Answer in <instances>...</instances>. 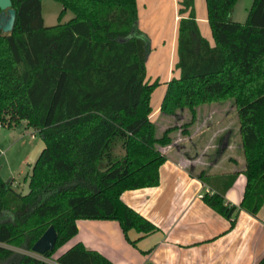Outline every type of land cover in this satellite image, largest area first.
Segmentation results:
<instances>
[{"label":"trees","instance_id":"1","mask_svg":"<svg viewBox=\"0 0 264 264\" xmlns=\"http://www.w3.org/2000/svg\"><path fill=\"white\" fill-rule=\"evenodd\" d=\"M41 1L10 0L13 27L0 31V120L8 127L26 122L43 142L24 178L26 192L0 177V264H52L10 248L31 252L49 226L57 237L43 258L112 264L80 242L52 256L75 236L79 219L117 221L133 246L157 229L120 199L125 190L158 184L165 156L157 146L170 142L168 131L153 136L147 117L149 39L137 27L135 0H53L61 10L51 26L43 24ZM204 1L215 45L199 33L194 1L178 0V77L169 81L161 110L174 114L196 79L222 75L213 85L231 90L243 164L203 177L212 190L201 199L226 219L238 209L255 216L264 204V69L255 65L264 36L254 30L264 31V0H252L242 23L230 18L236 0ZM67 11L72 17L61 22ZM239 174L245 185L235 206L225 192ZM131 229L135 240L127 236Z\"/></svg>","mask_w":264,"mask_h":264},{"label":"crops","instance_id":"2","mask_svg":"<svg viewBox=\"0 0 264 264\" xmlns=\"http://www.w3.org/2000/svg\"><path fill=\"white\" fill-rule=\"evenodd\" d=\"M45 1H41L42 21L44 25L51 26L58 22L61 9L57 14L47 10L46 24L44 6L48 4L44 5ZM163 1L135 0L137 27L149 39L145 81L152 78L159 83L154 86L147 101L151 118L159 116L168 83L172 77H178V70L174 68L177 59L178 0H171L174 13L172 15L169 12L167 18V3L163 4ZM234 12L233 6L231 20L242 23L233 18ZM68 13L64 14L61 22L71 18ZM196 22L200 35L211 46L215 45L206 13L201 12ZM170 25L171 31L167 32ZM254 35L264 36V31L254 30ZM257 51L255 65L264 69V49ZM150 57H169L163 73L160 68L147 73ZM220 76L194 81L196 86H190L181 98L179 109L183 113L171 129H157L159 125L156 120L147 116L149 122L155 125V138H161L168 131L171 136H167L172 143L156 145L165 156V161L159 166L158 184L125 190L120 194V199L152 222L156 231L138 238L139 234L135 230H129V240L138 238L133 246L124 239L117 221L79 219L76 220L77 233L55 256L69 245L80 242L86 248L101 253L112 264H257L264 257V204L255 216L238 209L230 219H226L201 199L205 192L212 190L201 180L203 177L224 174L241 167L238 161L229 156L233 147V126L229 125V119L231 122L232 118L234 120V117L229 116L234 107L232 98H229L231 90L219 84L213 85L221 80ZM161 87L162 90L156 91ZM179 140L187 142V145L178 144ZM213 145L216 153L212 156L208 151ZM238 147L241 148V145ZM23 161L28 167L34 162H27L26 158ZM11 179L12 186L20 191L24 183ZM244 185L245 176L239 174L225 192V200L238 206Z\"/></svg>","mask_w":264,"mask_h":264},{"label":"rangeland","instance_id":"3","mask_svg":"<svg viewBox=\"0 0 264 264\" xmlns=\"http://www.w3.org/2000/svg\"><path fill=\"white\" fill-rule=\"evenodd\" d=\"M193 1H194V14H195V19H196V18H199L201 12L203 14L206 13V8H205L204 0H193ZM162 3L163 4L167 3L165 5V9H167L165 10L166 18L168 17L169 12H171V14L173 15L174 12L171 7L172 5L171 0H165ZM251 3H252V0H236L234 4L235 12H234L233 18L244 22L247 12L251 6ZM44 5H47V6H44L45 23L47 24V13H48L47 10L53 13L56 12L57 14L58 10L61 9V6L59 3L52 1V0H46ZM166 6L168 8H166ZM68 14L70 17H72V14L70 12ZM45 26H48V25H45ZM169 30L171 31V25L167 32H169ZM149 60H150L149 67H152V68L150 69L149 67L148 68L146 67L147 73L149 71L150 72L154 71L155 69H158V68H160L159 69L160 72L163 73L164 72L163 70L166 69L167 67L169 57H150ZM156 82L157 80L152 79V78H149L146 81L147 86H150L145 89L149 93L148 97L150 96L151 92H153L154 90L153 84ZM160 82H162L161 84H164L163 81H160ZM192 86L195 87L196 82L192 83ZM160 90H162V87L159 88L158 90L156 89V91L158 92ZM229 98L231 97L229 96ZM225 100H227V98ZM154 101H155V98H154ZM181 113L183 112L179 108L175 110L174 114H171V110L163 111L160 108L159 116L151 118L150 117V114H152L151 111L148 112L147 116L150 117V119L156 120L157 125H159L157 126V129H159L160 127L161 128L166 127L168 129H171L172 127H174L175 122L179 119ZM229 117L230 118L234 117V120H235L234 121L232 118V122H231V119H229L230 120L229 125L233 126L232 127L233 147L229 151V156H232L236 161L239 162L240 166H242L243 154H242L241 148L238 147L239 145H241V143H240L239 125H238V121L236 117V112L233 110ZM23 122L24 121H21L13 126L8 127V126H5L6 123H3L0 120V124H1V127H0V177L1 179L5 181L10 180L11 178H15L20 183H24L26 185L24 178L28 174L30 167H28L29 165L25 161H23V159L26 158L27 162L34 161L43 147V142L38 132L34 130L33 128L26 127V122L25 124ZM152 126H154L155 128L154 124H152ZM155 131L156 130H154L153 132V136L155 135V137H157V134H155ZM168 135L171 136V133H169ZM174 137L176 138V133H174ZM171 141H173V139ZM171 143L172 142L168 144L171 145ZM177 143L182 144V145H187V142H184L183 140H179ZM208 153H210L213 156L216 153L215 146L212 147L208 151ZM24 184L20 188V191L23 193L27 191V187ZM4 246L9 247L7 245H4ZM10 248L16 251H21L23 253L30 254L32 256L38 257L40 259H43L47 262L54 264L52 259L43 258L42 256H39L29 251L27 252V251H24L18 248H13V247H10ZM54 256L55 254L52 257Z\"/></svg>","mask_w":264,"mask_h":264},{"label":"water","instance_id":"4","mask_svg":"<svg viewBox=\"0 0 264 264\" xmlns=\"http://www.w3.org/2000/svg\"><path fill=\"white\" fill-rule=\"evenodd\" d=\"M0 30L2 33L11 31L15 19V10L11 7L10 0H0ZM57 234L52 226H49L42 235L31 246V253L43 255L47 251H51L54 247ZM152 264V263H146Z\"/></svg>","mask_w":264,"mask_h":264},{"label":"flooded vegetation","instance_id":"5","mask_svg":"<svg viewBox=\"0 0 264 264\" xmlns=\"http://www.w3.org/2000/svg\"><path fill=\"white\" fill-rule=\"evenodd\" d=\"M2 13V10L0 9V14ZM1 31V30H0Z\"/></svg>","mask_w":264,"mask_h":264},{"label":"built area","instance_id":"6","mask_svg":"<svg viewBox=\"0 0 264 264\" xmlns=\"http://www.w3.org/2000/svg\"><path fill=\"white\" fill-rule=\"evenodd\" d=\"M0 127H1V124H0Z\"/></svg>","mask_w":264,"mask_h":264}]
</instances>
